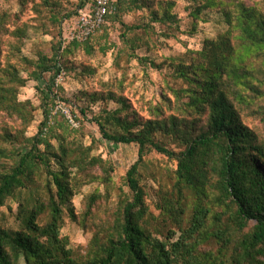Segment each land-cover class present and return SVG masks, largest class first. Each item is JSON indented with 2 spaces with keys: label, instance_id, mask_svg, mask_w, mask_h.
I'll return each instance as SVG.
<instances>
[{
  "label": "trees",
  "instance_id": "1",
  "mask_svg": "<svg viewBox=\"0 0 264 264\" xmlns=\"http://www.w3.org/2000/svg\"><path fill=\"white\" fill-rule=\"evenodd\" d=\"M182 1L190 4L194 23L204 11L214 10L228 29L216 40H206L201 51L170 60L169 76L177 85L165 83L160 101L148 104L147 118L122 95L85 94L91 103L110 100L119 106L91 113L102 139L138 147L137 160L121 179L127 193L119 188L122 195L109 218L95 212L102 200L96 191L85 198L83 212L75 214L72 200L78 191L91 183L112 186L114 166L69 140L76 129L63 116H58L60 121L52 116L53 108L64 101L54 77L66 69L68 52L91 55V42L105 33L109 22L123 27L121 38L132 53L154 48L158 37H174L179 30L172 12L175 0H115V13L86 41L69 42L63 50L60 43L50 58L26 60L32 69L29 78L43 81L36 88L43 120L22 144L23 135L0 133V139L13 143L8 151L0 147V209L20 191H29L40 168L45 171V195L29 193L21 199L15 228L3 225L0 217V264H264V136L245 122L253 118L264 123V69L255 71L247 63L252 56L264 57V11L255 0ZM90 3L78 0L76 10L61 20L76 18ZM139 10L147 12L148 23L126 26L123 17ZM6 22L0 15V115L20 121L25 130L34 107L30 101H18L26 80L10 63L12 51L4 53L5 40L12 44L5 37L23 31H9ZM151 24L169 31L158 36ZM194 30L192 26L190 32ZM136 31L144 36L134 35ZM134 56L154 67L147 57ZM44 74L54 76L53 81L44 80ZM80 113L85 115V110ZM153 153L175 163L169 190L159 189L157 216L149 210L141 183L144 158ZM64 211L82 229L95 228L84 256L76 255L61 236ZM158 218L174 229L162 235L153 226Z\"/></svg>",
  "mask_w": 264,
  "mask_h": 264
},
{
  "label": "rangeland",
  "instance_id": "2",
  "mask_svg": "<svg viewBox=\"0 0 264 264\" xmlns=\"http://www.w3.org/2000/svg\"><path fill=\"white\" fill-rule=\"evenodd\" d=\"M255 1L264 11V0ZM77 5L78 0H48V3H44L43 0H29L26 5H21L18 0H0V15L7 17L5 28L9 31L17 28L23 31L21 36L5 37L12 43L11 46L6 44L7 40L4 44L5 54L6 51H12L9 54L10 63L17 67L20 76L26 80L25 86L18 90V101H30L34 107L32 121L25 127V130L20 125V121L13 117L0 115V133H9L12 137L23 135L24 138L20 140L21 144L22 140L24 142V139H29L37 133L39 124L43 120L40 95L36 89L43 86V81H34L29 78L32 69L26 60L34 63L41 55L50 58L60 43L61 50L68 47L65 36L76 18L65 21L61 19L64 15L76 10ZM172 12L179 19L178 32L171 38L158 37L155 40L156 46L152 49L143 47L132 53L124 39L121 38L123 27L118 22H109L105 33L100 32L91 42L94 47L91 55L81 50L68 52L67 61L64 62L66 69L62 67L55 77L51 74L43 76L44 80L50 83L54 77V86L61 87L60 93L64 101L58 103L51 114L52 116L57 115L56 119L59 121L61 118L58 116L61 115L69 122L66 114L61 109H56L60 106L72 118L73 123L69 122V124L76 129L77 133L71 134L69 140L89 149L91 157L107 160L114 166V173L111 176L114 182L112 186L106 188L104 185L91 183L84 185L78 191L72 200L76 215L83 212L85 198L96 191L102 196V200L98 203L95 212L100 217L104 215L105 218H109L116 210L119 196L122 195L119 188L122 187L123 193H127V189L122 186L121 179L137 160L138 154V147L134 144L115 145L103 140L98 127L91 120L92 114L99 112L100 109L106 107V109L115 110L119 106L110 100L91 103L85 94L111 92L115 95H122L141 117L147 118L148 104L160 101L159 95L164 90L165 83L177 85L169 76L170 60L185 59L187 51H201L206 40H216L228 29L222 16L214 10L204 11L194 23L190 15V4L182 0H175ZM58 20L60 22H57ZM148 21L145 10L134 11L123 17V23L128 27L142 26ZM192 26L195 30L191 33ZM151 27L158 36L169 31L158 24H151ZM133 34L140 35L139 37L144 36L142 31H136ZM133 34L129 33L128 37L131 38ZM136 54L153 61L154 67H150L145 62H139L134 56ZM247 63L255 71L260 66L264 69L262 55L250 57ZM80 109L85 110V115L80 113ZM245 122L249 127L260 130L264 136V123L255 121L253 118H246ZM53 123L54 121L50 119L49 124L53 125ZM51 143L55 145V142ZM0 147L8 151L13 147V143L2 137ZM141 168L142 175L145 177L142 178L141 183L148 192L146 203L153 215L157 216L159 214L155 205L158 204L160 198L159 189L169 190L175 163L153 153L144 158ZM38 172L36 182L29 191H20L15 198L8 200L0 209L3 225L15 228L16 214L23 197H27L29 193L38 196L45 195L42 189L45 171L40 168ZM153 226L162 235H165L168 229L173 228L168 220L164 222L160 218ZM94 231L95 228L92 226L82 229L81 226L72 222L67 212L64 211L61 236L68 239L69 248L76 255L86 254Z\"/></svg>",
  "mask_w": 264,
  "mask_h": 264
},
{
  "label": "built area",
  "instance_id": "3",
  "mask_svg": "<svg viewBox=\"0 0 264 264\" xmlns=\"http://www.w3.org/2000/svg\"><path fill=\"white\" fill-rule=\"evenodd\" d=\"M115 10V0H91L90 4L79 11L65 39L68 43L86 41L100 30L106 17L114 14ZM56 109H61L66 114L69 122L73 123L67 111H64L60 106Z\"/></svg>",
  "mask_w": 264,
  "mask_h": 264
}]
</instances>
